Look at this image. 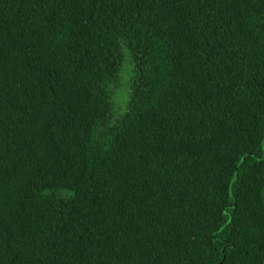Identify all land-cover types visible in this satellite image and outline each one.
<instances>
[{"label": "trees", "instance_id": "1", "mask_svg": "<svg viewBox=\"0 0 264 264\" xmlns=\"http://www.w3.org/2000/svg\"><path fill=\"white\" fill-rule=\"evenodd\" d=\"M0 264H264V0H0Z\"/></svg>", "mask_w": 264, "mask_h": 264}, {"label": "rangeland", "instance_id": "2", "mask_svg": "<svg viewBox=\"0 0 264 264\" xmlns=\"http://www.w3.org/2000/svg\"><path fill=\"white\" fill-rule=\"evenodd\" d=\"M127 69H128V65L125 62V64L122 67V71L119 74V79L117 81L118 87H116V89H115V91H118V95H116V97H117L116 103L120 99V96L126 92V81L128 78Z\"/></svg>", "mask_w": 264, "mask_h": 264}]
</instances>
